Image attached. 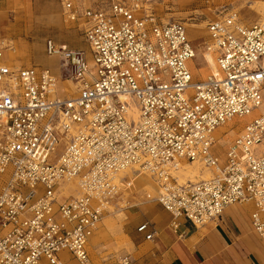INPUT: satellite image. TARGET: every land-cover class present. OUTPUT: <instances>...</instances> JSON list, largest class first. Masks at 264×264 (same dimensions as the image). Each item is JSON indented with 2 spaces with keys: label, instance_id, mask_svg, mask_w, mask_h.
I'll use <instances>...</instances> for the list:
<instances>
[{
  "label": "built area",
  "instance_id": "built-area-1",
  "mask_svg": "<svg viewBox=\"0 0 264 264\" xmlns=\"http://www.w3.org/2000/svg\"><path fill=\"white\" fill-rule=\"evenodd\" d=\"M59 3L90 55L44 40L71 92L59 93L49 68L6 63L0 40V264H59L62 251L88 264L87 241L120 191L118 173L131 166L156 179L157 201L175 220L202 225L252 202L251 225L264 241V153L256 152L264 115L243 126L223 158L213 151L219 127L262 105L264 18L244 24L229 10L207 22L203 52L216 69L196 80L186 26L161 18L156 0ZM183 161L212 174L179 184L173 171ZM69 180L76 195L63 194Z\"/></svg>",
  "mask_w": 264,
  "mask_h": 264
},
{
  "label": "crops",
  "instance_id": "crops-1",
  "mask_svg": "<svg viewBox=\"0 0 264 264\" xmlns=\"http://www.w3.org/2000/svg\"><path fill=\"white\" fill-rule=\"evenodd\" d=\"M21 1L0 0V40L6 46L4 61L8 62L12 67L36 66L32 63L33 50H31L29 44H26L23 52L16 53L24 57L22 58L23 63L18 64L16 60L5 57L6 50L9 49L7 41H13L15 45H18L19 42V40H16L15 35L9 32L5 22L9 17H13L16 14L13 9L15 6L20 5ZM57 2L60 5L59 0ZM157 7L158 4L156 11L162 18ZM60 15L65 23H68L69 26L72 25L80 32L77 25L64 20L61 5ZM34 18V12H30V21L34 20ZM44 40L42 45L43 52ZM55 42L71 47L65 41ZM9 51L12 52L11 50ZM27 57H29V62L26 59ZM18 59L21 58L19 57ZM52 72L57 77V87L58 82H64L69 84L71 90H73L74 84L67 78L65 80L59 79L63 76L61 70L60 73ZM58 91L60 94H64L65 90H59L58 87ZM144 192L137 191L125 200L126 203L121 205L116 204V201H114L116 197L123 193L120 190L109 201L114 204V210L109 212L110 214L125 207V215L123 218L112 217V214L104 217L100 232L95 236L92 234L87 241L88 264H101V260L98 259V247L103 244V240L109 238L111 245H114V248L117 249L115 251L117 253L115 255L116 258L114 257L111 262L114 261L119 264H122L123 258L128 259V264H264V241L255 233L250 221V214L255 209L252 202L230 205L219 218L210 220L202 225H195L182 217L175 220L158 203V194L150 195ZM133 200L136 201L134 202ZM244 208H247L249 212L242 213ZM111 221H113V224H111ZM145 223L147 224L146 230L138 232L137 228ZM108 227H112L113 231L107 232ZM153 230V236L150 239H146V234ZM114 238L121 239L122 243L117 246L118 244L115 243ZM89 241L95 254L91 253V257L88 252ZM57 259L59 264L71 262L78 264L72 254L67 251L58 253ZM40 264L50 263L46 259L41 258Z\"/></svg>",
  "mask_w": 264,
  "mask_h": 264
},
{
  "label": "rangeland",
  "instance_id": "rangeland-1",
  "mask_svg": "<svg viewBox=\"0 0 264 264\" xmlns=\"http://www.w3.org/2000/svg\"><path fill=\"white\" fill-rule=\"evenodd\" d=\"M156 1L158 4L157 8L164 20L185 22L187 19H190V22L196 24H200L204 20L209 22L216 18H220L229 10H232L236 12L237 15H240L241 22L251 23L261 18L258 15V6L264 5V0H196L195 3L192 4H189L186 0ZM247 10H250L251 13L247 14ZM13 11H15L16 14L13 17H9L5 24L7 25L9 32L15 35L16 40H19L21 44L18 41V45H15L13 41V43L7 41L9 50L13 51L14 53H20L23 52V48L26 46V44H29L31 50H33L32 63L37 67L49 68L51 72L54 71L56 73H60L61 70L63 76L62 78H59L60 80L66 79L64 70L60 67V61L58 58H50L43 52L42 45L45 38H51L52 40L58 42L65 41L69 43L71 47L82 49L87 60L90 62L88 46L82 37V33L78 32L71 24V26L67 28L68 25H66L60 15V5L58 4L57 0H22L20 5L14 7ZM30 12H34L35 14V18L32 21H30ZM57 14L59 15L60 19L59 22L55 20V16H57ZM186 34L188 40L196 50L195 57L188 62V67L193 78L198 80L201 77V73L199 71L201 68L205 69V77L211 72L207 63L205 62L204 57L201 56V53L204 50L203 43L205 40H207L206 29L205 27L199 28V33L193 36L191 35L189 28L186 27ZM90 67L93 68L92 63H90ZM262 106H264V91ZM250 114H253V112ZM240 124V122H235V126L232 129L234 132L229 133V137L227 139L219 140L215 144L213 148L214 153L220 154L221 158H223V154L226 151L228 144L240 131L241 127L236 129V126ZM226 132L227 131L223 132L222 136L226 134ZM61 148L62 145L60 144L56 149L55 154L58 155L61 151ZM256 152L262 153L259 147H257ZM137 173H140V171ZM69 194L71 195L72 193ZM133 201L135 202L136 200ZM154 201L156 202V200ZM124 208L125 207L120 208L117 212L115 210V212L111 213L112 215L107 212V210H105L101 220L98 223L97 229L93 233V236L100 232L101 223L105 216L111 215L112 217L117 216L119 218H123L125 215ZM248 212L249 210L247 208L242 210V213ZM111 224H113V221H111ZM111 231H113V228L108 227L107 232L110 233ZM109 241L110 238L103 240V244L98 247V259L101 260V264H119L118 262H111L114 257L116 258L115 255L117 253H115V251L117 249L114 248L115 246L111 245ZM114 241L118 244L117 246L122 243L121 239L114 238ZM90 244L91 243L89 241L88 252L89 256L91 257V253H93V251ZM93 255L95 254L93 253Z\"/></svg>",
  "mask_w": 264,
  "mask_h": 264
},
{
  "label": "bare ground",
  "instance_id": "bare-ground-1",
  "mask_svg": "<svg viewBox=\"0 0 264 264\" xmlns=\"http://www.w3.org/2000/svg\"><path fill=\"white\" fill-rule=\"evenodd\" d=\"M186 1L189 4H192V3H195L196 0H186ZM246 13L250 14L251 12H250V10H247ZM258 15L261 18H264V5L258 6ZM237 17L239 19H241L240 15H237ZM55 20L60 21L58 14H57V16H55ZM189 20L190 19H187L183 23L185 24V26L187 28H189V31H190L191 35H193V36L196 35L197 33H199V28L205 27L206 23H207V21L204 20L202 23L196 24V23L190 22ZM244 24H249V23H244ZM66 25H68L67 28H69V24L66 23ZM203 54H204V59L208 65L209 70L211 72H214L216 67H215V62H214L213 56L207 52H203ZM5 57L9 58V59L16 60L18 64L23 63L22 58H24L23 56H20V55L14 53L13 51L10 52L9 49L6 50ZM19 57L21 59H18ZM50 58H52V57H50ZM26 59L29 62V57H27ZM6 63H8V62H6ZM199 71L201 73L200 79H204L205 78V69L201 68ZM58 87H59V90L64 89L66 92L72 91L69 84H66L64 82H58ZM132 112H133V119H136V114H137L136 109L133 108ZM252 112H253V114H249V115L241 117V118H234V119L229 120L224 126H222L221 128L219 127V129L216 133L217 134L216 137H218L219 140L227 139L229 137V133L234 132V130H232V129L235 126V122L241 123L240 125L236 126V129L241 127V129H240V131H241L243 129V126L246 125L247 123H249L251 120H253L254 118H257L258 116H260V114L264 115V106L261 105L259 108L253 110ZM225 131H227L226 134H224L222 136V133ZM258 147L264 153V143L262 145H259ZM139 171H140V173H137ZM211 174H212L211 170L199 162L190 163V162H184L183 161L182 163H180L178 165L177 169L175 171H173V176L176 178L177 183H179V184H183L186 181L187 182L188 181L194 182V181H197L199 179H207L208 177L211 176ZM116 181L119 182L118 183L119 189L123 191V193L120 196H118L114 199V201H116V204L123 205L124 203H126L125 200H127L131 195H133L137 191H141V192L145 191L144 193H146V194L148 193L150 195L151 194L156 195L160 191V187H159V184L156 181V179L153 176H151L150 173L139 169L137 166L127 167L126 169L120 171L116 177ZM62 189H63L64 195H69V193L76 195L78 192V188H77V185H76L74 180H69V181H66L65 183H63ZM113 206H114V204L112 202L111 203L109 202L107 204L106 209L108 210V212H112L114 210ZM70 264H75V263L71 262Z\"/></svg>",
  "mask_w": 264,
  "mask_h": 264
}]
</instances>
